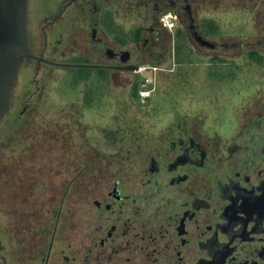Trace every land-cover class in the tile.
Listing matches in <instances>:
<instances>
[{
  "label": "flooded vegetation",
  "instance_id": "flooded-vegetation-1",
  "mask_svg": "<svg viewBox=\"0 0 264 264\" xmlns=\"http://www.w3.org/2000/svg\"><path fill=\"white\" fill-rule=\"evenodd\" d=\"M26 23L0 118L28 134L0 153V264H264V83L239 79L220 120L206 95L153 125L128 104L164 70L263 59L264 0H27Z\"/></svg>",
  "mask_w": 264,
  "mask_h": 264
},
{
  "label": "rangeland",
  "instance_id": "rangeland-1",
  "mask_svg": "<svg viewBox=\"0 0 264 264\" xmlns=\"http://www.w3.org/2000/svg\"><path fill=\"white\" fill-rule=\"evenodd\" d=\"M238 23L239 22L235 21V23L231 24L226 20L222 27L224 29L223 35L230 36L228 35L229 32H236L235 30L237 29ZM243 32V35H245L247 38L251 34L249 33L250 31L247 27H243ZM208 71H218L225 73L227 78H206L204 74H207ZM229 72L234 74L233 77L235 75L236 76L234 78L230 77L228 75ZM168 73L169 70H164L161 74H156L154 78L151 76H149L148 79L145 78V85H137V87L140 88V92H136V96L130 97L128 99L130 113L134 114L132 120H138L141 123L146 122L153 125L152 123L156 121L154 116L157 114V112L160 111L157 118L162 120L164 109H170L171 106L175 105H186L190 99H204V95L208 96V99L210 98L208 105L210 106V110H212L211 114L218 115V117L215 119L220 120L219 115H221V113L223 114V112L218 110L222 109L221 102L223 98L228 97L231 94L230 90L234 91L238 89V87L241 86L242 81H246L239 79H245L247 77L256 78L260 83H264V78L262 77V74H264V56L261 60H254L249 57V55L242 54L241 58L237 60L235 64L231 65H212L208 63L203 65L184 64L179 65L175 75H170ZM251 81H247V83L244 82V84L249 86ZM117 83L116 89L120 90L119 84ZM139 83L140 82L137 84ZM137 87L134 86V89ZM259 87L260 89H264V86L259 85ZM124 88L127 89L129 87L126 86ZM144 91H148L149 93L152 92L151 96H148ZM254 119H258L259 122L263 121L264 114H254L253 120ZM6 121L7 118L1 121L0 128ZM5 128L0 129V153H12L13 150H16L15 148L20 147L22 137L25 139L28 134L25 132L23 133V136L20 137V134L13 133L10 128ZM35 130L38 132H31V134H29L31 138H27L26 141L29 143L36 141L41 144L42 149L44 143V133H42L43 129L39 128ZM31 131H34V129ZM23 143L26 142L23 141Z\"/></svg>",
  "mask_w": 264,
  "mask_h": 264
},
{
  "label": "water",
  "instance_id": "water-1",
  "mask_svg": "<svg viewBox=\"0 0 264 264\" xmlns=\"http://www.w3.org/2000/svg\"><path fill=\"white\" fill-rule=\"evenodd\" d=\"M26 9L27 0H0V118L9 108L21 61L31 55Z\"/></svg>",
  "mask_w": 264,
  "mask_h": 264
},
{
  "label": "built area",
  "instance_id": "built-area-1",
  "mask_svg": "<svg viewBox=\"0 0 264 264\" xmlns=\"http://www.w3.org/2000/svg\"><path fill=\"white\" fill-rule=\"evenodd\" d=\"M164 25L166 27H170L171 26V19H170V17H168V16H165L164 17Z\"/></svg>",
  "mask_w": 264,
  "mask_h": 264
}]
</instances>
